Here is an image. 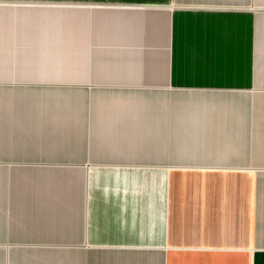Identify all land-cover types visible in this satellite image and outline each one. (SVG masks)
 I'll list each match as a JSON object with an SVG mask.
<instances>
[{
  "label": "crops",
  "instance_id": "1",
  "mask_svg": "<svg viewBox=\"0 0 264 264\" xmlns=\"http://www.w3.org/2000/svg\"><path fill=\"white\" fill-rule=\"evenodd\" d=\"M19 2L0 264H264V0Z\"/></svg>",
  "mask_w": 264,
  "mask_h": 264
},
{
  "label": "clouds",
  "instance_id": "2",
  "mask_svg": "<svg viewBox=\"0 0 264 264\" xmlns=\"http://www.w3.org/2000/svg\"><path fill=\"white\" fill-rule=\"evenodd\" d=\"M53 35L56 36L57 39L52 41V47L49 48L46 54L48 57L50 68L52 70H55L61 65L65 67H70L74 53L70 50H62L59 47V32L57 30H53Z\"/></svg>",
  "mask_w": 264,
  "mask_h": 264
},
{
  "label": "rangeland",
  "instance_id": "3",
  "mask_svg": "<svg viewBox=\"0 0 264 264\" xmlns=\"http://www.w3.org/2000/svg\"><path fill=\"white\" fill-rule=\"evenodd\" d=\"M26 3V2H32L35 4H52V5H57V6H71L73 7L75 4V0H20L19 3ZM74 9V8H71ZM73 12H70L68 14H71Z\"/></svg>",
  "mask_w": 264,
  "mask_h": 264
}]
</instances>
